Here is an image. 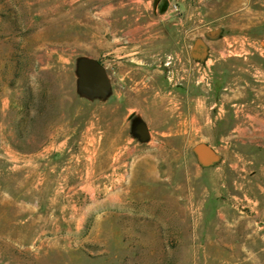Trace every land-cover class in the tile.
<instances>
[{
    "label": "rangeland",
    "instance_id": "rangeland-1",
    "mask_svg": "<svg viewBox=\"0 0 264 264\" xmlns=\"http://www.w3.org/2000/svg\"><path fill=\"white\" fill-rule=\"evenodd\" d=\"M260 117L264 0H0V264H264Z\"/></svg>",
    "mask_w": 264,
    "mask_h": 264
},
{
    "label": "water",
    "instance_id": "water-1",
    "mask_svg": "<svg viewBox=\"0 0 264 264\" xmlns=\"http://www.w3.org/2000/svg\"><path fill=\"white\" fill-rule=\"evenodd\" d=\"M205 50L204 44L197 40L194 44L195 53L200 51L204 54ZM77 73L79 90L82 94L87 96H104L107 94L110 88V80L106 68L98 60L81 58L77 62ZM133 130L141 141H147L150 138L149 127L144 121L137 122ZM195 153L203 164L215 163L218 160L217 152L207 143L198 144Z\"/></svg>",
    "mask_w": 264,
    "mask_h": 264
},
{
    "label": "crops",
    "instance_id": "crops-1",
    "mask_svg": "<svg viewBox=\"0 0 264 264\" xmlns=\"http://www.w3.org/2000/svg\"><path fill=\"white\" fill-rule=\"evenodd\" d=\"M164 31H163V34H161L160 32H154V33H152V32H149V35L147 36V48L148 49H146V52H149V54L151 53V51H154V48H155V45L156 44H158L157 42V40L158 39H160L162 42H163V48H165V46L167 45V43L169 42V40H170V38H169V35H167L166 34V30H165V28H162ZM157 31V30H156ZM196 42V41H195ZM195 44V43H194ZM204 46H207V44L205 45L204 44ZM159 47H161V46H159ZM205 49H206V47H205ZM193 51H194V46H193ZM195 55V54H194ZM194 57H199L197 54L194 56ZM232 96V95H231ZM230 96L229 95H227V102H229L230 101V98H229ZM241 98L242 99H244L245 98V95H244V93L243 92H241L239 89H238V92H236V97L234 98V96L231 98V99H237L238 100V106H240V108H241V106L242 107H244L245 108V106H246V103H244L243 101V103L240 101L241 100ZM163 99V98H162ZM164 100V99H163ZM240 101V102H239ZM154 107H158V106H154ZM155 111H160L158 108H157V110H155ZM163 116H164V113H163ZM259 120L258 121H261L259 124H258V126L260 127L259 129H260V131L262 132V133H264V117L263 118H258ZM243 135H245V132H243ZM208 141H210V140H206V142H208Z\"/></svg>",
    "mask_w": 264,
    "mask_h": 264
},
{
    "label": "flooded vegetation",
    "instance_id": "flooded-vegetation-1",
    "mask_svg": "<svg viewBox=\"0 0 264 264\" xmlns=\"http://www.w3.org/2000/svg\"><path fill=\"white\" fill-rule=\"evenodd\" d=\"M196 51V50H195ZM194 51V52H195ZM200 52V51H199ZM244 59H246V60H248V59H250V57H248V56H246ZM102 65H103V62L102 61H99ZM104 66V65H103ZM253 67V66H252ZM110 80H111V78H109ZM139 122V121H138ZM137 123V122H136ZM134 127V126H133ZM149 130H150V128H149ZM138 136V135H137Z\"/></svg>",
    "mask_w": 264,
    "mask_h": 264
},
{
    "label": "bare ground",
    "instance_id": "bare-ground-1",
    "mask_svg": "<svg viewBox=\"0 0 264 264\" xmlns=\"http://www.w3.org/2000/svg\"><path fill=\"white\" fill-rule=\"evenodd\" d=\"M159 98V97H158ZM162 99V98H161ZM163 100V99H162ZM153 104V103H152Z\"/></svg>",
    "mask_w": 264,
    "mask_h": 264
},
{
    "label": "built area",
    "instance_id": "built-area-1",
    "mask_svg": "<svg viewBox=\"0 0 264 264\" xmlns=\"http://www.w3.org/2000/svg\"><path fill=\"white\" fill-rule=\"evenodd\" d=\"M176 11H177V8H176Z\"/></svg>",
    "mask_w": 264,
    "mask_h": 264
}]
</instances>
